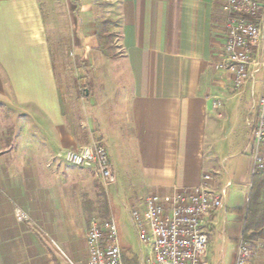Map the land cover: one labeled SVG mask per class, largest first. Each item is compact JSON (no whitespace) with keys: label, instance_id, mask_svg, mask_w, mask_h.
Returning <instances> with one entry per match:
<instances>
[{"label":"crops","instance_id":"obj_1","mask_svg":"<svg viewBox=\"0 0 264 264\" xmlns=\"http://www.w3.org/2000/svg\"><path fill=\"white\" fill-rule=\"evenodd\" d=\"M64 1L75 15L77 115L66 66L60 56L57 69L40 38L35 0H0V104L11 116L0 124V264H62L51 241L85 263L89 216L103 204L112 218L106 189L131 211L150 194L199 186L203 173L216 176L217 189L229 185L211 219L205 261L233 264L252 165L245 118L256 117L260 91L247 84L234 92L215 68L225 0ZM105 20L108 44L98 38ZM83 135L80 147L106 149L114 185L65 162L64 151L80 148ZM14 206L29 223L15 221ZM129 257L146 264L141 249Z\"/></svg>","mask_w":264,"mask_h":264},{"label":"built area","instance_id":"obj_2","mask_svg":"<svg viewBox=\"0 0 264 264\" xmlns=\"http://www.w3.org/2000/svg\"><path fill=\"white\" fill-rule=\"evenodd\" d=\"M223 31L225 41L218 53L216 70L229 77L231 89L241 91L253 85L255 75L262 72L257 113L252 123V137L248 144L252 160L251 176L264 169L261 149L264 147V0H225ZM222 105L213 101V109ZM67 164L95 173L104 187L115 183V174L106 149L101 145L84 146L66 151ZM216 176L203 173L199 186L175 190L168 195L150 194L142 208L129 212L139 247L146 264H208L205 253L211 219L223 206L225 186L216 188ZM17 223H29L28 214L14 206ZM85 244L87 260L77 263L70 259L53 241L62 264H124L117 226L112 218L89 222ZM249 245L240 238L233 264H250Z\"/></svg>","mask_w":264,"mask_h":264},{"label":"rangeland","instance_id":"obj_3","mask_svg":"<svg viewBox=\"0 0 264 264\" xmlns=\"http://www.w3.org/2000/svg\"><path fill=\"white\" fill-rule=\"evenodd\" d=\"M101 2V1H100ZM36 9L38 11V17H40V21L42 23L41 31L39 32L40 38L45 40L47 48L52 56V60L55 63L57 69H60L58 66L60 56L63 60V66L65 65V77L67 79L66 88L67 93L69 95L68 103L71 104V113L78 114L80 112V106L75 100V90L76 86L74 85L75 81V70L73 68V54H72V35L73 28L75 22V15L68 10L69 4L64 0H35ZM253 88L256 93L261 91V81H262V72H259L255 75ZM81 90V89H80ZM81 93V92H80ZM254 105V103H253ZM252 114L246 116V120L252 125L253 119L255 117ZM11 123V116L9 112L5 109L3 104H0V124ZM10 138V136H9ZM87 138V136H86ZM88 141V140H87ZM79 147L82 146L86 142L85 136L78 141ZM89 144V143H86ZM85 144V145H86ZM84 146V145H83ZM81 148V147H80ZM79 149V148H78ZM74 149H70L67 151H73ZM77 150V148H75ZM261 155L264 159V147L260 150ZM66 152V151H64ZM63 153V152H62ZM61 153V156H62ZM65 154V153H64ZM250 176L247 178V183L245 186V200L249 197L250 190ZM109 196L105 195V199L107 202V206L109 208V214L112 216L118 230V238L119 244L122 249L123 255L128 261L131 259L130 254L139 255L141 247H139L137 236L135 230L131 224V220L129 217L130 208L128 206H124L121 204L118 198L112 193L109 189H106ZM258 209L259 212L264 210V180L260 184V189L258 192ZM100 204L103 203L100 199ZM245 209V206H244ZM244 211V210H242ZM245 213V212H244ZM244 213L242 212V216L239 217V228L238 234L243 231V222H244ZM104 220L109 219L105 216L104 206L103 204L99 206L98 212L95 215H90L88 218V222L90 219ZM90 220V221H89ZM242 228V230H241ZM243 233V232H242ZM247 239L244 240L250 247L251 251V259L250 264H264V238H259L257 233L253 230L246 231ZM242 238V235L240 236ZM143 251V250H142Z\"/></svg>","mask_w":264,"mask_h":264},{"label":"trees","instance_id":"obj_4","mask_svg":"<svg viewBox=\"0 0 264 264\" xmlns=\"http://www.w3.org/2000/svg\"><path fill=\"white\" fill-rule=\"evenodd\" d=\"M110 23L105 20L102 22L103 29L102 32L98 35V38L104 39L105 44L109 43L110 34L106 31L105 26ZM110 49V48H109ZM264 180V169L260 171H255L250 179V192L248 197V202L245 210L244 222H243V234L242 238L247 239L246 231L253 230L257 233L259 238H264V210L259 212L258 209V192L260 189V184ZM124 264H136L133 260L125 258L123 260Z\"/></svg>","mask_w":264,"mask_h":264}]
</instances>
